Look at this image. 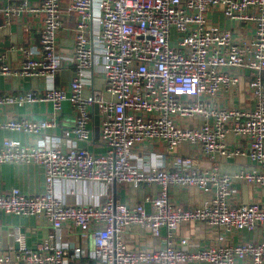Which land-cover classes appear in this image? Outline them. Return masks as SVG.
<instances>
[{"label":"built area","instance_id":"obj_1","mask_svg":"<svg viewBox=\"0 0 264 264\" xmlns=\"http://www.w3.org/2000/svg\"><path fill=\"white\" fill-rule=\"evenodd\" d=\"M23 10L41 15L39 47L34 52L18 46L17 67L0 51V74L38 77L44 86L0 92V128L43 134L56 126L64 101L76 117L62 131L64 146L57 141L23 144L11 138L0 143V163H33L44 171L42 192L29 195L12 187L0 193V213L44 217L51 225L35 247L27 245L25 233L15 226V246L0 250V264H93L83 257L97 264H264V205L237 201L234 184L264 185V0H70L67 10L76 14L73 76L62 86L54 83L64 61L57 41L60 0L0 6V31ZM212 14L222 15L231 25L221 26ZM95 57L104 87L84 96ZM241 70L252 72L248 89L253 105L215 103L217 94L238 86ZM40 101L52 105L50 119L2 118L3 107ZM94 105L104 148L100 152L77 144L90 141ZM229 133L245 140L246 146H230ZM184 142L210 160L245 155L252 166L232 174L215 165L198 167L194 156L180 153ZM157 145L171 154L169 166L135 164L137 147ZM59 180L154 183L158 189L133 207L111 197L99 205L66 204L54 191ZM173 186H196L204 200L191 207L175 205L169 198ZM188 222L216 228L214 243L188 250V239L175 234ZM130 224L146 227L153 236L164 229V244L151 250L128 248L121 233ZM64 225L81 235L88 232L93 249L87 252L61 242L59 229ZM257 227V240L227 241L228 232Z\"/></svg>","mask_w":264,"mask_h":264},{"label":"crops","instance_id":"obj_2","mask_svg":"<svg viewBox=\"0 0 264 264\" xmlns=\"http://www.w3.org/2000/svg\"><path fill=\"white\" fill-rule=\"evenodd\" d=\"M21 0H0V6L17 4ZM30 5L37 4L39 0H27ZM70 0H60L62 25L58 31V51L63 56V64L58 71L54 83L56 85H67L73 76V65L70 62V56L74 48L75 22L76 14L67 10ZM212 20L221 26H230L229 20L220 14H212ZM4 20V15L0 14V22ZM40 13H34L29 10H23L18 15L12 16L9 23L4 25L0 31V51L6 52L7 62L12 67H17L20 63V53L18 46L22 45L30 48L34 52L39 47L38 30L41 25ZM93 24L96 18H93ZM252 78V72L241 70L239 74V84L236 88L228 92H220L213 101L223 106H236L241 108L251 107L253 105L248 82ZM264 80V72L261 73ZM82 94L89 95L92 90H102L104 87V77L100 70V60L95 57V64L92 71V77L89 78ZM44 82L38 77H21L16 74H0V92L14 93L17 91L41 90ZM105 98H110L109 94H104ZM94 110V109H93ZM52 105L48 102H33L22 106L13 105L2 108V118L27 116L35 120L50 119L52 116ZM94 116V114H93ZM76 117V112L68 101H64L56 118L57 124L54 128H47L43 134H32L0 128V143L11 138L19 140L23 144L34 143L37 141L54 142L57 141L63 146L66 140L63 138L62 131L70 127ZM91 136L89 142L78 141V145H85L90 151H103V146L98 135L94 134V120L89 123ZM226 140L232 147H245L246 141L236 138L229 133ZM139 155L135 164L146 166H169L171 154L164 151L163 146L146 147L135 149ZM180 153L183 155H192L197 159L198 167L215 165L220 172L234 173L241 168L252 166V162L245 155H236L233 157L216 156L214 160L197 152L196 148L190 146L187 142L182 143ZM238 188L237 201L250 202L256 201L264 205V185L253 186L248 183L235 182ZM12 187H18L21 192L29 195L37 194L44 189V171L33 163H0V193L8 192ZM156 184H141L135 186L131 183H113L107 185L101 181L85 180L72 182L68 180H59L55 182L54 191L60 200L66 204H102L107 198L111 197L116 202H122L130 207L144 201L146 195L157 193ZM205 194L196 186L178 187L173 186L169 192L170 201L181 207H191L203 202ZM145 208L149 209V204L145 203ZM19 226L25 233L26 243L30 247L35 245L50 231L51 225L44 217L37 216H17L0 213V250L6 251L9 247L15 246L13 229ZM218 230L210 228L202 223L188 222L178 226L175 234L177 237H186L189 241L188 250H196L214 243L215 235ZM164 229H161L160 236L151 235L150 231L138 224H130L124 228L121 235L130 249L151 250L162 246ZM60 240L69 244L71 247H81L89 252L93 249V242L90 235H81L80 232L64 225L59 229ZM261 237V228L254 230H233L227 233V241L238 243L248 240H257ZM82 260L97 264V260L89 257H83ZM145 264V263H139ZM182 264H206L205 262L182 263ZM244 264V262H242Z\"/></svg>","mask_w":264,"mask_h":264},{"label":"water","instance_id":"obj_3","mask_svg":"<svg viewBox=\"0 0 264 264\" xmlns=\"http://www.w3.org/2000/svg\"><path fill=\"white\" fill-rule=\"evenodd\" d=\"M94 116H93V120H94V134L95 135H98L99 133V115H98V108H97V105H94Z\"/></svg>","mask_w":264,"mask_h":264}]
</instances>
